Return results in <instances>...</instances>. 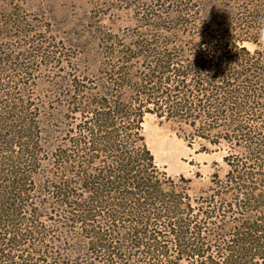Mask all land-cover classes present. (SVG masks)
<instances>
[{
  "label": "trees",
  "instance_id": "16d2710c",
  "mask_svg": "<svg viewBox=\"0 0 264 264\" xmlns=\"http://www.w3.org/2000/svg\"><path fill=\"white\" fill-rule=\"evenodd\" d=\"M218 27L236 43L239 32L264 30V22L251 13ZM163 33L173 34L149 25L135 45L106 50L112 65L93 87L66 83L74 121L57 144L43 143L23 101H0V264H264V49L207 58L208 33L204 43L182 46ZM146 114L187 127L188 147L223 140L247 157L193 197L189 179L171 178L154 162ZM50 209L54 226L66 228L63 243L74 236L68 261L44 224L47 213L37 214Z\"/></svg>",
  "mask_w": 264,
  "mask_h": 264
},
{
  "label": "rangeland",
  "instance_id": "374dc122",
  "mask_svg": "<svg viewBox=\"0 0 264 264\" xmlns=\"http://www.w3.org/2000/svg\"><path fill=\"white\" fill-rule=\"evenodd\" d=\"M183 10L187 16L177 21L170 17L172 12ZM251 13L262 16L264 22V0H0V101L13 102L12 97L23 101L31 114L27 119L40 122L43 143L57 144L65 124L74 121L70 101L64 97L66 83L84 80L86 87H93L105 65H112L106 50L135 45L151 25L172 31L170 37L163 33L167 36L160 38L176 46L204 43L201 37L208 33L214 40L203 45L207 58H248L264 49V30L241 31L239 42L233 43L218 24L244 19ZM142 128L156 165L171 178L189 179L193 197L207 192L213 183L224 182L228 163L247 157L243 149L223 140L213 145L195 139L188 147L182 139L189 131L187 127L151 114L144 116ZM41 159L48 161L47 156ZM43 193L47 194L46 187ZM37 197L47 200L46 196ZM44 213V224L55 231L52 240L56 247V241L62 243L60 249L68 261L67 237L74 236L67 234L63 243L59 233L66 228L54 226L56 218L51 209L37 212Z\"/></svg>",
  "mask_w": 264,
  "mask_h": 264
}]
</instances>
